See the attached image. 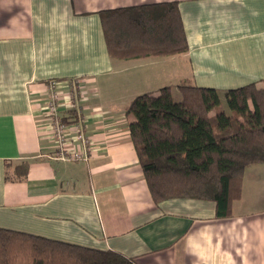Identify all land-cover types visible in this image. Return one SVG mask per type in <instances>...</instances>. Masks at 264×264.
Segmentation results:
<instances>
[{
  "label": "crops",
  "instance_id": "1",
  "mask_svg": "<svg viewBox=\"0 0 264 264\" xmlns=\"http://www.w3.org/2000/svg\"><path fill=\"white\" fill-rule=\"evenodd\" d=\"M165 1H178L187 51L111 57L101 11ZM162 67L170 86L262 85L264 0H0V227L136 264H264V164L246 170L230 216L212 200L153 199L126 107L159 87ZM51 79L68 81L59 118L89 138L81 159L55 155Z\"/></svg>",
  "mask_w": 264,
  "mask_h": 264
},
{
  "label": "trees",
  "instance_id": "2",
  "mask_svg": "<svg viewBox=\"0 0 264 264\" xmlns=\"http://www.w3.org/2000/svg\"><path fill=\"white\" fill-rule=\"evenodd\" d=\"M108 51L115 59L186 52L178 1L101 11ZM136 95L131 138L156 202L170 198L212 200L220 217L241 199L246 170L264 164V81L224 92L179 85ZM0 264H136L100 250L0 227Z\"/></svg>",
  "mask_w": 264,
  "mask_h": 264
},
{
  "label": "built area",
  "instance_id": "3",
  "mask_svg": "<svg viewBox=\"0 0 264 264\" xmlns=\"http://www.w3.org/2000/svg\"><path fill=\"white\" fill-rule=\"evenodd\" d=\"M68 83V81H67ZM66 81L59 79L49 80L46 92L47 112L50 116L51 134L56 139L57 150L55 155L61 159H81L87 156V150L90 146V140L83 131V127L77 124H66L59 118L60 111V91L59 89L67 85ZM66 84V85H65ZM74 89L80 87L78 79L73 80L71 84ZM77 95V94H76Z\"/></svg>",
  "mask_w": 264,
  "mask_h": 264
},
{
  "label": "rangeland",
  "instance_id": "4",
  "mask_svg": "<svg viewBox=\"0 0 264 264\" xmlns=\"http://www.w3.org/2000/svg\"><path fill=\"white\" fill-rule=\"evenodd\" d=\"M174 69V67H162V69H161V77L159 78L158 76L154 79V82L152 83L153 85H155V86H157L159 83V81H160V85H159V87H157L155 90H153L152 92H155V93H158L159 92V90H160V88H162V87H164V86H170V85H167V84H170V83H167V81H165V79H167L168 80V73H169V71H172ZM172 79V78H171ZM162 82V83H161ZM174 83H176V81L175 82H173V85H171V88H172V92H173V95H174V99L176 100V101H180L181 99H182V94H181V91L179 90V87H178V84H174ZM224 92V91H223ZM248 203L250 204V205H248V206H246L245 204H244V202L243 203H241V204H239L237 207H238V209H241V210H249L250 208H251V206H253L254 205V202L251 204V202H250V200H248Z\"/></svg>",
  "mask_w": 264,
  "mask_h": 264
}]
</instances>
